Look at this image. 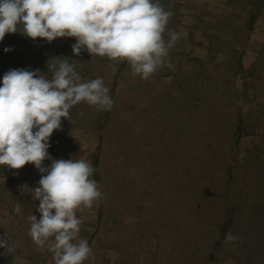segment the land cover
<instances>
[{"label": "rangeland", "instance_id": "374dc122", "mask_svg": "<svg viewBox=\"0 0 264 264\" xmlns=\"http://www.w3.org/2000/svg\"><path fill=\"white\" fill-rule=\"evenodd\" d=\"M159 2L173 13L163 38H178L146 79L126 60L75 55V38L20 31L0 42V78L13 68L51 78L67 61L110 90L111 109L80 102L50 137L51 157L90 162L102 193L76 210L77 240L92 248L83 264H264V0ZM41 175L0 166V238L11 246L0 264H54L29 235Z\"/></svg>", "mask_w": 264, "mask_h": 264}, {"label": "clouds", "instance_id": "9594fccd", "mask_svg": "<svg viewBox=\"0 0 264 264\" xmlns=\"http://www.w3.org/2000/svg\"><path fill=\"white\" fill-rule=\"evenodd\" d=\"M172 14L159 0H0V42L17 31L48 43L75 38V55L86 50L126 60L146 79L163 65L178 38L174 32L168 41L163 38ZM109 91L102 77L84 81L67 61L52 64L51 78L25 68L9 69L0 78V166L18 170L32 164L42 173L31 192L40 218L27 217L29 235L38 247H48L54 264H83L92 256L89 242L77 240L82 221L76 210L92 207L102 193L91 178L90 162L51 157L50 137L80 102L111 109ZM45 160L50 166H43ZM14 211L20 213L19 205ZM236 239L231 232L225 235L226 241ZM0 248L11 250L9 241L0 238Z\"/></svg>", "mask_w": 264, "mask_h": 264}]
</instances>
